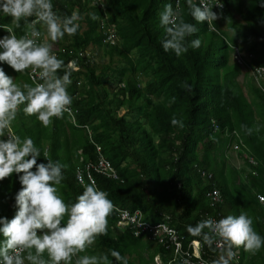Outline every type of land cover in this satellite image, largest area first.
<instances>
[{
    "label": "trees",
    "instance_id": "1",
    "mask_svg": "<svg viewBox=\"0 0 264 264\" xmlns=\"http://www.w3.org/2000/svg\"><path fill=\"white\" fill-rule=\"evenodd\" d=\"M218 1L223 7H213L219 18L209 26L194 21L187 0H178L182 18L198 29L188 39L198 37L202 44L177 57L164 51L159 23L164 6L171 3L175 8L177 0H52L58 15L76 11L81 16L77 34L65 35L54 48L72 73L67 90L74 121L65 112L43 127L21 110L11 129L31 137L42 153L48 151L49 159L66 165L58 189L69 204L83 192L76 168L95 161L94 144L99 145L118 180L96 174V187L120 208L140 209L150 222L166 221L186 242L200 240L203 256L214 260L219 251L187 232V226L197 224L205 213L225 217L243 212L264 237V208L256 197L264 195V94L232 57L236 47L251 66L264 65V7L261 0ZM3 25L18 37L23 35L24 21L17 27L0 13ZM109 32L115 38L112 44L106 40ZM89 46L101 50L108 61L95 62L86 52ZM70 61L75 67L67 66ZM0 66L18 84L32 83L29 70L16 73L6 64ZM185 82L192 91L181 87ZM173 117L183 122V128L171 124ZM233 130L256 165L241 152L236 155L243 159L241 168L225 156ZM38 162H46L43 155ZM200 170L211 173V179L202 177ZM213 187L223 196L215 205L206 196ZM20 188L16 174L0 182V217L15 215ZM116 220L111 213L107 235L98 236L81 255L109 254L112 264L117 262L110 250L120 252L128 264H153L156 255L171 256L162 245L117 227ZM259 252L264 264V247Z\"/></svg>",
    "mask_w": 264,
    "mask_h": 264
},
{
    "label": "clouds",
    "instance_id": "2",
    "mask_svg": "<svg viewBox=\"0 0 264 264\" xmlns=\"http://www.w3.org/2000/svg\"><path fill=\"white\" fill-rule=\"evenodd\" d=\"M193 1L187 0V5L197 23L206 21L211 26L219 18L208 0L194 1L198 4ZM0 13L11 17L17 27L24 21V32L19 37L8 25L0 26L7 33L0 37V65L6 64L16 73L31 70L33 74L32 83L20 85L0 66V182L16 174L21 185L15 195V215L11 219L0 217V264H112L109 254L81 255L98 236L107 235L113 209L108 193L94 184H84L77 174L83 192L74 202L66 203L58 189L65 179L66 165L49 159L48 151L42 153L31 137H21L11 130L21 110L26 116H35L43 127L70 110L72 97L67 89L72 73L54 54V45L65 35L77 34L81 16L76 11L58 15L52 0H0ZM92 19L97 17L93 15ZM159 23L165 52L181 57L190 48L201 47L200 38L188 39L198 29L182 18L178 0L175 8L171 3L164 6ZM181 87L192 91L187 82ZM171 124L184 126L175 117ZM247 131L251 134L252 129ZM42 155L46 162H38ZM260 199L264 202V197ZM187 232L199 237L210 249L219 250L213 264H230L234 248L242 247L255 255L264 247V237L243 212L219 220L203 219L194 226L188 225ZM110 256L117 264H128L127 258L116 250H110ZM184 264L189 262L185 260Z\"/></svg>",
    "mask_w": 264,
    "mask_h": 264
},
{
    "label": "built area",
    "instance_id": "3",
    "mask_svg": "<svg viewBox=\"0 0 264 264\" xmlns=\"http://www.w3.org/2000/svg\"><path fill=\"white\" fill-rule=\"evenodd\" d=\"M199 3V0H194ZM208 2L214 7L216 4H221L218 0H208ZM219 7V6H216ZM2 37V36H0ZM107 40L113 43V34L109 32L107 35ZM233 59L243 65L250 73L252 78L254 79L256 85L264 94V65L260 66H251L248 64V61L242 58L241 54H239L236 47H234V53L232 55ZM72 62H69V65H72ZM33 74L31 70L28 71V77L32 81ZM33 82V81H32ZM70 120L74 121V111L70 107V110L66 112ZM213 128L215 131L219 130L218 125L213 121ZM86 131L90 135V130L86 127ZM230 136H232V141L228 144V148L225 150V156H229L230 151H232L235 155H238V152H241L247 161L251 165H256V161L249 156V154L245 150V146L243 142L240 140L239 134L233 130L230 132ZM95 151L97 153V158L95 161H88L84 163L82 166L76 168L75 178L77 180V174H79L80 178L83 180L84 184H94L96 186L95 174L103 175L107 178H111L114 180L118 179L117 172L115 168L112 166L110 160L102 153L101 147L97 144H94ZM237 167V166H236ZM200 175L207 179H211V173H207L204 170H200ZM77 182L81 184L78 180ZM206 196L210 200L211 205H215L221 203L223 201L222 193L216 187L211 188ZM256 197L259 203L264 208V202H261L260 197H264L263 194H256ZM113 204V203H112ZM117 220L116 226L122 229H130L134 236H143L144 238L154 241L157 244L163 246L166 252H171V256H167L166 253L163 255L154 256L153 264H184V261L187 260L189 264H213L212 259L206 258L203 256V244L198 239L190 240L186 242L184 237L178 233V231L174 228V226L168 224L166 221H158V222H150L145 219L142 211L140 209L128 210L126 208H120L113 204V209L111 211ZM213 218L219 220L221 214L219 212L216 213H205L201 216L200 220ZM215 247V245H214ZM218 250V249H217ZM219 251V250H218ZM235 255L230 261V264H238L239 260V250H233ZM166 261H164V258ZM218 258V257H217Z\"/></svg>",
    "mask_w": 264,
    "mask_h": 264
},
{
    "label": "rangeland",
    "instance_id": "4",
    "mask_svg": "<svg viewBox=\"0 0 264 264\" xmlns=\"http://www.w3.org/2000/svg\"><path fill=\"white\" fill-rule=\"evenodd\" d=\"M83 25V28L85 27L84 23L82 24ZM115 40V38H113V41ZM54 48H55V45H54ZM87 53L94 56L92 57L93 60L97 63H101V62H107L108 61V56L107 55H103L102 51L100 50H97L96 47H91L89 46L87 48ZM249 64V63H248ZM250 65V64H249ZM244 69H246L244 67ZM247 70V69H246ZM248 71V70H247ZM249 73V71H248ZM250 74V73H249ZM251 76V75H250ZM252 77V76H251ZM254 80V79H253ZM229 159H230V162L232 164H234L235 166L241 168V165H242V162H243V159L242 158H239L237 157L232 151H230L229 153ZM154 243V242H153ZM153 243L152 244H149V246H153Z\"/></svg>",
    "mask_w": 264,
    "mask_h": 264
},
{
    "label": "crops",
    "instance_id": "5",
    "mask_svg": "<svg viewBox=\"0 0 264 264\" xmlns=\"http://www.w3.org/2000/svg\"><path fill=\"white\" fill-rule=\"evenodd\" d=\"M7 33L5 32V35ZM113 34V33H112ZM108 35V34H107ZM107 40V38H106ZM108 41V40H107ZM109 42V41H108ZM111 43V42H109ZM112 44V43H111ZM87 51V50H86ZM244 67V66H243ZM241 248H238L237 250H240ZM219 256V255H218ZM217 256V257H218ZM217 257L215 258V260L217 259ZM214 260V259H212ZM164 261H166L164 259ZM238 264H263V258H262V254L258 251L255 255L248 253V252H243V254L239 253V260H238Z\"/></svg>",
    "mask_w": 264,
    "mask_h": 264
},
{
    "label": "bare ground",
    "instance_id": "6",
    "mask_svg": "<svg viewBox=\"0 0 264 264\" xmlns=\"http://www.w3.org/2000/svg\"><path fill=\"white\" fill-rule=\"evenodd\" d=\"M113 38H114V36H113ZM113 43H114V41H113ZM86 52H87V51H86ZM70 62H72L73 64H72V65H69V62H68V63H67V66H68V67H75V66H74V62H73V61H70Z\"/></svg>",
    "mask_w": 264,
    "mask_h": 264
}]
</instances>
